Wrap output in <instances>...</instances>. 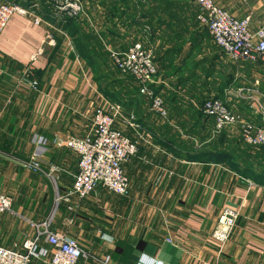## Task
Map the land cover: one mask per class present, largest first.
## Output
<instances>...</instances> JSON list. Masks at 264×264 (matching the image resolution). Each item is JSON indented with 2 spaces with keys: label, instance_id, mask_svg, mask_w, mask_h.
<instances>
[{
  "label": "crops",
  "instance_id": "crops-1",
  "mask_svg": "<svg viewBox=\"0 0 264 264\" xmlns=\"http://www.w3.org/2000/svg\"><path fill=\"white\" fill-rule=\"evenodd\" d=\"M212 1L236 19L250 16L252 30L262 27L258 17L264 15V0ZM81 2L86 18L78 20L72 36L44 9L40 14L55 31L33 27L29 19L12 16L0 34V193L10 198L12 209V214L0 215V246L21 247L33 237V226L51 217L50 231L73 238L86 253L87 257L77 264H102L106 259L108 264L264 262V178L256 180L253 172L245 170H257L256 155L238 145L236 129L204 144L211 123L194 109L204 96H181L184 88H194L192 83L167 86V80L155 78L154 89L162 95L168 110L167 119L162 121L149 115L128 77L118 75L113 81L103 82L93 77L108 75L106 48L123 51L141 40L148 26L141 12L135 13L132 20L133 10L129 8L128 12L121 0L109 1L113 7L103 0ZM179 10L187 15L185 5ZM195 15L193 7L194 21ZM189 16L192 18V14ZM170 23L168 20L163 26L155 25L156 31L151 34L154 39L150 35L149 44L151 48L156 45L155 51L159 52L153 59L157 70L171 60L169 77L173 81L184 68L187 57H179L185 47L173 51L164 45L182 46L188 35L186 20L177 23L184 30L181 36L175 33L178 25ZM204 32L220 55L215 70L233 77L231 83L223 85L221 101L245 121L260 124L255 108L257 104L264 108L263 67L226 64ZM46 34L51 35L53 47L41 46ZM38 49L42 51L34 66L38 91L32 92L19 80L28 58ZM104 88L118 103L104 97ZM250 90L262 96L257 103L251 94L248 96ZM106 102L132 114L140 126L137 139L123 123L115 122L116 129L137 140L136 154L121 166L128 194L107 196L103 195L105 190L97 189L81 201L72 197L55 207L57 198L67 195L71 188L77 157L54 140L84 137L94 110L108 112ZM192 138L203 143L200 150H194ZM195 153L215 157L200 160L194 158ZM33 155L38 156L42 174L25 168ZM225 209L237 212L238 218L229 240L220 248L210 236ZM39 249L46 251V258L33 259L31 264L48 263L50 248L41 241Z\"/></svg>",
  "mask_w": 264,
  "mask_h": 264
},
{
  "label": "built area",
  "instance_id": "built-area-1",
  "mask_svg": "<svg viewBox=\"0 0 264 264\" xmlns=\"http://www.w3.org/2000/svg\"><path fill=\"white\" fill-rule=\"evenodd\" d=\"M189 1L196 9V23L204 28L226 63L264 66V27L252 30L250 16L236 19L212 0ZM42 9L49 12L57 23H65L67 20L78 22L79 19L86 18L81 0H0V34L12 16L29 19L33 27L45 26L55 31V27L40 14ZM58 33L65 36L61 31ZM142 36L141 40L131 43L123 51L108 48L105 51L112 68L133 81L137 96L143 101L149 115L163 121L168 117V110L162 95L154 89L156 67L150 49L148 28L143 30ZM43 45L54 46L50 34L44 36L41 41V46ZM41 54V49H38L28 58L19 80L20 84L32 92L38 91L34 66ZM242 92L239 90V95H242ZM250 94L255 103L262 98L254 90H250ZM106 105L108 112L102 109L94 110L91 127L84 137L62 142L54 140V144L63 145L77 157V172L72 176L71 188L67 195L57 198L55 207L59 202L68 203L72 197L81 201L97 189L105 190L116 197L127 196L128 182L121 166L136 154L137 140L130 139L116 129L115 122L123 123L137 139L140 126L136 124L135 117L129 113L125 114L120 106L108 102ZM194 107L201 118L211 123L205 145L218 139L224 132L236 129L237 139L242 146L264 153V108L261 105L257 104L255 108L260 116V124L245 121L218 99H207ZM191 140L194 142V150H200L203 143H198L193 138ZM25 168L34 174H42L37 155L31 157ZM262 171L264 173V159ZM51 177L53 176H50V179ZM2 214H12V209L10 198L0 193V215ZM237 218L238 213L228 209L222 211L219 216L210 238L220 248L229 240ZM51 225L52 218L49 217L33 226V237L25 240L21 247L7 249L0 246V264H31L33 259L46 258V251L39 249L41 241L50 248L47 264H77L80 258L87 257L79 245L67 235L51 232ZM108 263L106 259L102 264Z\"/></svg>",
  "mask_w": 264,
  "mask_h": 264
},
{
  "label": "rangeland",
  "instance_id": "rangeland-1",
  "mask_svg": "<svg viewBox=\"0 0 264 264\" xmlns=\"http://www.w3.org/2000/svg\"><path fill=\"white\" fill-rule=\"evenodd\" d=\"M109 1H113V0H105V1L103 0V3L104 2L108 3ZM130 1L132 3H134V6H137V5H135V2H138L140 0H130ZM125 3H128V4L131 5V3H129V2H125ZM148 3H149L151 8L148 11L149 12V16H148L149 20H145V23L149 27V34H150L151 31H154L155 25L158 26L157 21L159 19L156 20V18L153 16V15H156L157 13H159L157 11L158 9H160V10H167L168 9L167 12H166L167 14H163L164 16L161 17L162 19H160L161 22L164 25H165V23H167L168 20H169V23L172 22V24L170 23L172 26L178 25L180 23H183L184 20L187 21V29H186L187 32H186V34L188 36H186V39H188V40H186V43H184V41H182V46H180L181 44L178 46V45H175L174 43L173 44H165L164 45L165 47H168V49L171 48L170 50L173 49V51H174V49H177V48L181 49V47H183V48L185 47V49H184L185 53L183 52L180 55V57H179V59H181V60H184V56L187 57V59H186V61L184 63L185 64L184 68L181 70L180 74H178L177 76L173 77V81L170 80L171 78L169 76L172 73L170 71L171 70L170 69L171 60L168 59V60H166V63L168 65H166L165 68H163L161 66L160 70L156 69V77L159 78V79L167 80L165 82L167 84V86H173V85L177 84V85L185 87L187 84L192 83L191 85L194 88L188 86L189 87V91L185 90V88H184L183 92L181 93L182 97L186 98L187 95H191V94L192 95H195V94L200 95V93H201V94H203V96L205 98L202 97L203 99L198 100V101H204V100H207V99L222 100L223 99L222 95H224L223 94L224 91L222 89L223 85L225 86L228 83H231L233 77L230 76L228 72L222 73L221 69L218 70L217 67H216L217 70H215V64H216L215 62L218 61V59H220V57H219L220 55L213 48V46L207 41L206 36L204 34L205 33L204 30L194 21V19H193V7H192L190 1L189 0H177V1L176 0H148ZM169 3H170V5H169ZM109 5H110V7H113L114 3L109 2ZM123 5L126 6V4H123ZM176 5H179V6H184L185 5L186 6V10H187V15L184 16L185 13L183 11H180V10L177 13L176 12H172V11L169 10V7H175ZM136 9H137L136 10L137 14L140 13V12H143L140 7H136ZM155 10H156V14H155ZM189 14H192V18H191V16H189ZM170 16L172 17V19H171L172 21L170 20ZM258 20L262 23V24H260V23L259 24L262 27H264V15L263 16H259ZM163 24H161L160 26H163ZM170 24H168L167 27H168L169 31L171 32V27H169ZM178 26H180V25H178ZM178 26H177L176 32H175L176 35L177 36L184 35L183 34L184 33L183 32L184 31L183 27L180 26V28H178ZM180 29H182V31L179 34L178 31ZM188 29H189V32H188ZM155 31H154V33H155ZM154 33H153V36L150 34L152 36L151 39H154ZM189 33L190 34L192 33V36L189 37ZM168 37H169V35H168ZM152 41L154 42V40H152ZM154 43L156 44L157 42H154ZM165 47H163V49H166ZM190 47H192L191 51L189 50ZM150 49H151V52H152L153 59L159 56V52L155 51L156 45L154 46V44H153V47L150 48ZM224 61H225V59H224ZM156 63H159L158 60L156 61ZM226 64H230V63H226ZM157 65L158 64H156V68H157ZM173 65L174 64L172 63V67H174ZM262 70H264V66H263ZM109 71H108V75L107 76L100 77L98 75H95L93 77L102 78L101 82L106 81V79L109 80V81H113L115 78H117L116 76H118V75H120L121 77H126L127 78V76H123L120 73H117L112 68L110 63H109ZM191 79H193V80L191 81ZM186 82H189V83H186ZM130 85H132L131 82H130ZM262 86H263V84H260L258 87L261 88ZM261 89L263 90V88H261ZM104 90L107 91L105 88H104ZM107 92L111 93V91L110 92L107 91ZM256 92L259 93V91H256ZM249 95H250V93L248 94V96ZM164 96H167V95H164ZM238 145L240 147L242 146V145H240V143H238ZM244 148H245V150L248 153H253L255 155L258 154V151H256V150H253V149L252 150H247V149H249L248 147H244ZM262 155H264V153H262ZM104 194H106L107 196H113V195H111V194H109L107 192L103 193V195ZM97 210L98 211H102V212L104 211L103 208H98ZM70 239L73 240V238H70Z\"/></svg>",
  "mask_w": 264,
  "mask_h": 264
},
{
  "label": "trees",
  "instance_id": "trees-1",
  "mask_svg": "<svg viewBox=\"0 0 264 264\" xmlns=\"http://www.w3.org/2000/svg\"><path fill=\"white\" fill-rule=\"evenodd\" d=\"M8 1H14V2H19V0H8ZM177 1V0H176ZM125 2H129V3H131V5L130 4H128V3H125ZM169 2V1H168ZM122 4H126V10L128 11V12H130L129 11V8L130 9H132L133 10V12H130L131 14H130V18H132V20H133V18H134V15H136L135 13H136V10H135V6H134V3H132L130 0H122ZM172 4V3H171ZM135 5H137V7H140L141 9H142V11L143 12H141V16L142 17H144L146 20H149L148 19V16H149V10H150V5H149V3H148V0H140V1H138V2H135ZM160 5V4H159ZM169 5H170V3H169ZM179 8H180V6L179 5H176L175 7H169V10L170 11H172V12H178L179 11ZM168 10V9H167ZM167 10H160V9H158L157 11L159 12V13H157L156 14V10H155V14L157 15H153L155 18H156V20L157 19H161V17L162 16H164L163 14H167L166 12H167ZM172 19V17L170 16V20ZM172 21V20H171ZM77 23L78 22H75V21H73V20H67L65 23H60L61 25H60V28L62 29V30H65V31H67L68 32V34H70L71 36H72V34H73V31L75 30V28H76V25H77ZM148 23V22H147ZM157 24H159V25H161V24H163L161 21L160 22H158ZM164 25V24H163ZM148 29H149V27H148ZM151 32H153V31H151ZM150 32V34H152ZM150 40V39H149ZM167 54V53H166ZM105 57H107L106 55H105ZM107 59V61H109L108 60V57L106 58ZM259 66V65H258ZM263 67V66H262ZM129 78V77H128ZM129 80H130V78H129ZM130 81H132V80H130ZM133 82V81H132ZM155 92L156 93H159L157 90H155ZM102 94L104 95V97L105 98H107L108 100H110L111 102H113V103H118L117 102V100L114 98V97H112V95H110L108 92H105V91H102ZM202 103V101H200L198 104L200 105ZM197 115H199V117H202L198 112H197ZM221 136H223V135H221ZM220 136V137H221ZM216 140H218V139H216ZM215 140V141H216ZM212 146V145H211ZM210 146V147H211ZM209 147V148H210ZM247 150H252L251 148H249V149H247ZM248 153V152H247ZM261 153V154H260ZM262 151H258V154L255 156L257 159V170L256 171H258V173H256V171H253L250 167H246L245 168V170L246 171H249V172H253L251 175H252V177H255V179L256 180H258V179H263L264 178V173H263V171H262V162H263V159H264V155H262ZM196 155H195V157L194 158H196V159H203V158H211V157H215V156H211L210 154L209 155H202V154H200V153H195ZM249 154V153H248ZM217 157V156H216ZM218 158V157H217ZM221 158H222V156H221ZM236 158L237 157H235V160H236ZM241 158V157H240ZM200 159V160H201ZM238 159V158H237Z\"/></svg>",
  "mask_w": 264,
  "mask_h": 264
}]
</instances>
